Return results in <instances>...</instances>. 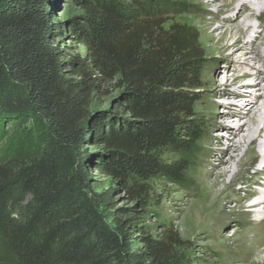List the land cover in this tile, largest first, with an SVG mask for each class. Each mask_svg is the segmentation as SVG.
Wrapping results in <instances>:
<instances>
[{
    "label": "trees",
    "instance_id": "trees-1",
    "mask_svg": "<svg viewBox=\"0 0 264 264\" xmlns=\"http://www.w3.org/2000/svg\"><path fill=\"white\" fill-rule=\"evenodd\" d=\"M81 3L82 21L60 23L50 0H0V141L25 142L35 117L50 134L19 171L0 159V264H191L172 235L146 237L140 249L129 232L139 216L120 213L113 196L123 191L142 213L153 179L186 185L203 137L194 114L200 34L175 24L163 31L178 7L169 0ZM66 29L85 56L55 43ZM110 85L117 109L91 116ZM85 142L102 148L95 169L118 185L91 198L63 176L65 166L84 173L93 161ZM165 153L179 159L166 164Z\"/></svg>",
    "mask_w": 264,
    "mask_h": 264
},
{
    "label": "rangeland",
    "instance_id": "rangeland-1",
    "mask_svg": "<svg viewBox=\"0 0 264 264\" xmlns=\"http://www.w3.org/2000/svg\"><path fill=\"white\" fill-rule=\"evenodd\" d=\"M50 1L52 12L58 22L83 20L82 16L85 14L81 3L83 0ZM169 1L178 7L176 11L166 17L169 21L163 31L167 32L169 27L175 24L195 28L200 34V45L204 57L200 76L201 87L197 91L199 101L195 105L194 114L195 120L199 121L202 126L203 137L198 144L197 154L188 169L186 185L170 184L163 178H156L149 183L151 201L149 206L144 209V212L140 213L141 207L138 201H133L123 191L114 193L113 206L120 210V213L128 212L132 216H139L138 223L134 225L133 229L130 228L129 232H136L133 236L136 245L140 249L144 248V239L146 237L161 241L172 235L174 239L179 241L176 246V252L189 260L191 264H264V227L248 234L244 233L245 229H247V227H244L248 219L247 214H243L239 218L234 216L225 217L219 225L209 232L208 221L206 222L207 224L199 221L201 226H198L199 222L195 221L191 217L192 215L187 212V194L197 189L198 169L204 165V159L207 157V151L205 150L207 139L212 141L214 146H217L223 138L221 133L225 131V128L217 127L212 130L213 123L219 125L223 122V120L216 118V115L223 114L222 112L219 113L218 110H223L225 105L221 104L219 98H217L216 104L218 106L213 108L210 113L205 110L206 101L213 98L215 93V91L210 90L206 81L210 78L221 84L223 77L228 72L230 63L222 60V54L217 52L212 54L208 51V37L206 30H204L205 24H203L204 18L208 17L204 9V3H207V0L204 2L201 0ZM179 5L181 8H179ZM220 5L222 3L217 1L214 6L219 7ZM221 20L222 18L215 20L213 27H220L222 24ZM254 22L258 23V20L254 19ZM261 27L259 25L256 29L257 34H263ZM55 43L72 55L79 54L83 57L87 53L84 45L68 29L56 39ZM259 53L253 54V56L256 58V55H264V43ZM232 62L234 61L232 60ZM251 64L250 68L256 67L257 69L261 67L263 69V63L259 60H255ZM118 94L119 90L115 89L113 85L104 89L103 93L93 101L90 107V115L97 116L102 112L112 111ZM116 109L115 107L114 110ZM243 121L246 120L244 119ZM10 126H7V130ZM23 130L26 133L25 142L21 143L20 141L16 146L11 144V147L7 145L6 141H0V159L3 157L7 158V161L11 162V169L16 172L20 170L21 166L29 162L28 158L34 157L31 152H36L33 151V149H36L35 146L39 148L46 147V141L50 139L49 130L39 118L35 117L34 120H30ZM220 144L226 146L228 141L223 139ZM13 147L15 148L14 150ZM84 150L88 152L93 161L89 163L84 173L72 170L69 165L65 166L63 176L66 180L74 183L79 192L88 198L102 190H111L114 187H118L117 182L95 169L96 162L94 158L102 152V148L95 147L90 142H85ZM11 153L15 155L12 156ZM13 158H17V161H13ZM178 159V155L172 153H165L162 157L163 162L166 164L175 162ZM214 163L218 165L217 161H214ZM210 167L208 166V169ZM245 196L247 194L242 192L238 197L244 199ZM236 205L237 203L234 200L229 204L231 208ZM18 210L19 207L14 208L15 212H18ZM258 210H263V208Z\"/></svg>",
    "mask_w": 264,
    "mask_h": 264
},
{
    "label": "bare ground",
    "instance_id": "bare-ground-1",
    "mask_svg": "<svg viewBox=\"0 0 264 264\" xmlns=\"http://www.w3.org/2000/svg\"><path fill=\"white\" fill-rule=\"evenodd\" d=\"M217 1L222 5L215 7ZM204 4L208 51L222 54V60L231 64L221 84L206 81L215 93L204 108L210 113L218 106L217 98L225 105L218 110L224 115H216L223 122L213 123L212 130L225 128L222 141L228 144L222 146L220 141L214 146L207 139V157L198 169L197 189L187 194V212L197 222L208 221L209 232L225 217L247 214L244 233L248 234L264 227V55L253 56L264 43V0H207ZM219 18L222 24L214 28ZM259 25L263 34H257ZM255 60L263 63V69L250 68ZM242 192L247 194L244 199L238 197ZM232 200L237 203L234 208L229 206Z\"/></svg>",
    "mask_w": 264,
    "mask_h": 264
}]
</instances>
